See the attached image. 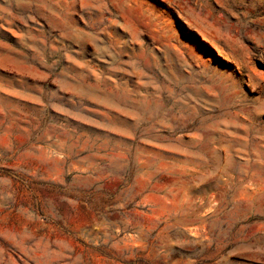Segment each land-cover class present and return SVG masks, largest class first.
I'll use <instances>...</instances> for the list:
<instances>
[{"label":"rangeland","instance_id":"obj_1","mask_svg":"<svg viewBox=\"0 0 264 264\" xmlns=\"http://www.w3.org/2000/svg\"><path fill=\"white\" fill-rule=\"evenodd\" d=\"M0 264H264V0H0Z\"/></svg>","mask_w":264,"mask_h":264}]
</instances>
